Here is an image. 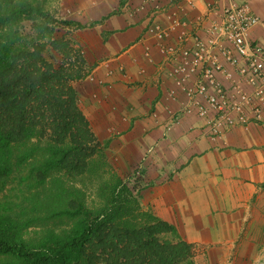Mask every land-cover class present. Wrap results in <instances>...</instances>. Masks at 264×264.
I'll return each mask as SVG.
<instances>
[{
    "label": "crops",
    "instance_id": "1",
    "mask_svg": "<svg viewBox=\"0 0 264 264\" xmlns=\"http://www.w3.org/2000/svg\"><path fill=\"white\" fill-rule=\"evenodd\" d=\"M157 2L154 15L150 0H61L87 64L77 106L140 209L191 245L193 264H264V126L213 136L193 109L176 118L187 100L162 53L181 34L206 41L213 4L248 2L263 22L249 38L264 43V0Z\"/></svg>",
    "mask_w": 264,
    "mask_h": 264
},
{
    "label": "trees",
    "instance_id": "2",
    "mask_svg": "<svg viewBox=\"0 0 264 264\" xmlns=\"http://www.w3.org/2000/svg\"><path fill=\"white\" fill-rule=\"evenodd\" d=\"M37 4L0 0V192H15L0 201V264H193L191 245L142 211L117 175L97 207L69 187L97 163V143L71 86L81 69L55 65L20 33L28 20L53 36L57 22ZM64 42L50 45L67 57Z\"/></svg>",
    "mask_w": 264,
    "mask_h": 264
},
{
    "label": "built area",
    "instance_id": "3",
    "mask_svg": "<svg viewBox=\"0 0 264 264\" xmlns=\"http://www.w3.org/2000/svg\"><path fill=\"white\" fill-rule=\"evenodd\" d=\"M157 1L150 0L155 4L154 15L159 10ZM208 10L213 19L209 18L204 31L206 41L181 34L182 46L162 49L173 63L169 76L187 100L176 118L193 109L213 136L236 126H264V43L249 38L251 30L263 22L248 2L213 4ZM171 23L178 25L176 19ZM166 35L165 29L156 32L157 38ZM174 93L169 91L168 96L174 99Z\"/></svg>",
    "mask_w": 264,
    "mask_h": 264
},
{
    "label": "rangeland",
    "instance_id": "4",
    "mask_svg": "<svg viewBox=\"0 0 264 264\" xmlns=\"http://www.w3.org/2000/svg\"><path fill=\"white\" fill-rule=\"evenodd\" d=\"M28 1L32 3H39L37 5L42 6L46 11H48V13L55 19L57 23L51 25V27L54 28L53 36L41 37L39 34L33 31L30 21H22L20 26L21 35L25 38L32 37L33 39H36L35 41L37 44L39 42L45 44V48H47V52L45 54L50 62H53L55 65H62L65 68H80L84 78L87 74V64L84 60L82 51L71 46V42L74 41L72 35L75 31V28L73 27L75 25L68 26L61 23L65 21L67 22L68 20L66 12L61 6V0ZM54 39H62V41H65L64 44H66L67 47H65L64 52H68L65 54L67 57H64L62 54L58 55L53 51L50 43ZM78 81L79 79L71 82V86L74 88L73 84L77 85ZM94 138L95 142L97 143L98 156H94L93 158L97 159V163L92 164L93 166L91 165L90 169L83 175L79 176L74 182L71 181L69 187L72 190L75 189L77 191H81L84 203L89 206L97 207L102 201L100 198V186H102L103 182L108 181L110 175L115 174L119 177L120 173L116 169V163L113 161L112 157L108 152L106 153L105 146H100L97 138L95 136ZM100 158H102V162L104 164L100 161ZM124 184H126V182H124ZM12 186L13 185H8L6 190L0 192V201L4 200V195L8 194L10 196L15 193L12 190ZM127 188L129 189V187ZM133 197L135 198V196Z\"/></svg>",
    "mask_w": 264,
    "mask_h": 264
}]
</instances>
